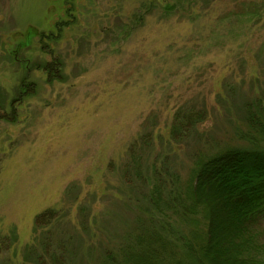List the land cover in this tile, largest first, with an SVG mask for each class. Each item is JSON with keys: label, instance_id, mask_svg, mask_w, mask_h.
I'll return each instance as SVG.
<instances>
[{"label": "rangeland", "instance_id": "1", "mask_svg": "<svg viewBox=\"0 0 264 264\" xmlns=\"http://www.w3.org/2000/svg\"><path fill=\"white\" fill-rule=\"evenodd\" d=\"M258 101L264 0H0V264H34L44 235L69 264L132 245L163 220L156 174L184 192L208 158L264 146L246 119ZM181 111L203 120L174 138Z\"/></svg>", "mask_w": 264, "mask_h": 264}, {"label": "trees", "instance_id": "2", "mask_svg": "<svg viewBox=\"0 0 264 264\" xmlns=\"http://www.w3.org/2000/svg\"><path fill=\"white\" fill-rule=\"evenodd\" d=\"M46 68L53 76L50 65ZM34 85L25 77L20 97L27 96L30 86ZM199 119L203 120L201 113L181 111L176 117L172 136L175 138ZM246 119L263 143L262 101L246 106ZM137 158L132 156L131 161H134L130 168L140 177L141 166ZM154 178L148 199L163 220L148 224L145 229L143 223L138 224L132 245L106 252L99 264H264V246L259 242L260 232L256 230L264 219V146L227 149L208 158L195 171L184 192L177 185L178 180L174 189L165 192L161 175L156 174ZM172 214L177 219L173 223L181 224L182 230L168 231L166 219H171ZM58 215L55 209L44 212L37 218V227L49 226L59 218ZM199 215H202V222L205 221L204 230L198 229ZM44 236L47 240H41L44 254L32 248L31 262L45 264L43 259L47 255L52 264H69L70 253L61 252L67 242L55 249L49 236Z\"/></svg>", "mask_w": 264, "mask_h": 264}]
</instances>
